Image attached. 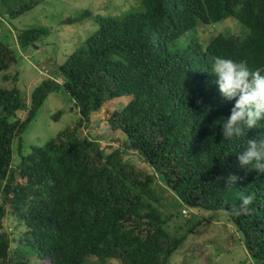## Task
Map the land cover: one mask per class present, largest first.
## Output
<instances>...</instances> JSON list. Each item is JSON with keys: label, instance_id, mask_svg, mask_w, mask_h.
Masks as SVG:
<instances>
[{"label": "trees", "instance_id": "trees-1", "mask_svg": "<svg viewBox=\"0 0 264 264\" xmlns=\"http://www.w3.org/2000/svg\"><path fill=\"white\" fill-rule=\"evenodd\" d=\"M42 1L0 0V29ZM140 2L139 16L98 19L97 32L55 77L41 71L48 76L32 91L24 118L21 91L0 87V264H169L187 234L169 230L167 192L178 209L222 212L251 262L264 264V174L238 161L264 126L223 139L219 121L234 101L222 100L211 73L217 56L264 68V0ZM226 20L242 33L214 34L205 46L180 42L200 25ZM44 34L32 28L9 37L25 48ZM1 36L0 30V74L16 61ZM53 91L68 95L78 121L20 152L13 167L14 143L21 151L23 133ZM118 99L125 104L107 109L105 120L125 140L111 148L82 136L91 114ZM129 152L153 173L130 163ZM229 175L236 184L226 186ZM249 194L255 196L249 211L234 215ZM7 216L15 222L11 232ZM202 223L189 224L188 234Z\"/></svg>", "mask_w": 264, "mask_h": 264}, {"label": "rangeland", "instance_id": "rangeland-1", "mask_svg": "<svg viewBox=\"0 0 264 264\" xmlns=\"http://www.w3.org/2000/svg\"><path fill=\"white\" fill-rule=\"evenodd\" d=\"M140 12V0H43L34 10L9 20V27L2 26L1 41L13 49L16 61L9 70L0 74V87L6 89L16 87L23 94V110L19 116L24 118L32 91L48 76L40 72L47 70L49 77H55L58 67L65 64L69 56L97 32L98 19L121 21L126 15L139 16ZM32 28L46 34L41 35L34 45L25 48L15 47L9 37L11 33ZM220 32L239 35L242 29L230 20L214 26L200 25L180 42L188 43L195 40L205 46L214 34ZM124 100H115L92 113L89 123L80 128L82 136L97 140L103 146L117 148L125 137L118 131L110 130L105 120V111L115 106H123ZM56 113H60V116L53 119ZM78 118L68 95L62 91L49 93L36 117L22 135L23 150L19 151L18 141L14 143L12 166L19 163L20 152L27 154L31 146L44 145L59 132L75 124ZM110 150L107 149L105 152ZM126 159L145 172L153 173L135 153L129 152ZM174 202L175 198L167 192L164 211L167 216L173 215L168 223L169 230L172 233L187 234V237L170 256L169 264H253L237 240L238 235L233 226L226 221L222 212L209 213L183 207L187 210L185 215L182 213L183 208L178 209ZM198 220H202L203 223L192 234H188L189 224ZM14 224L10 216L4 220V227L8 232H11ZM14 247H17V244ZM105 264L121 262L108 260Z\"/></svg>", "mask_w": 264, "mask_h": 264}, {"label": "clouds", "instance_id": "clouds-1", "mask_svg": "<svg viewBox=\"0 0 264 264\" xmlns=\"http://www.w3.org/2000/svg\"><path fill=\"white\" fill-rule=\"evenodd\" d=\"M211 73L217 78L219 94L223 101L233 102L230 115L219 123L222 125L223 139L233 140L246 136L264 119V68L250 70L246 62H237L231 58L217 56L214 58ZM247 130V131H246ZM264 136L259 139H247V147L238 155L241 167L257 174H264ZM237 183V177L229 175L226 186ZM254 194L241 197L240 204L233 209L234 215L249 211L253 204Z\"/></svg>", "mask_w": 264, "mask_h": 264}, {"label": "built area", "instance_id": "built-area-1", "mask_svg": "<svg viewBox=\"0 0 264 264\" xmlns=\"http://www.w3.org/2000/svg\"><path fill=\"white\" fill-rule=\"evenodd\" d=\"M182 213H183V214H185V215L187 214V212H186V210H185V209H184V210H182Z\"/></svg>", "mask_w": 264, "mask_h": 264}, {"label": "bare ground", "instance_id": "bare-ground-1", "mask_svg": "<svg viewBox=\"0 0 264 264\" xmlns=\"http://www.w3.org/2000/svg\"><path fill=\"white\" fill-rule=\"evenodd\" d=\"M184 94V93H183Z\"/></svg>", "mask_w": 264, "mask_h": 264}]
</instances>
